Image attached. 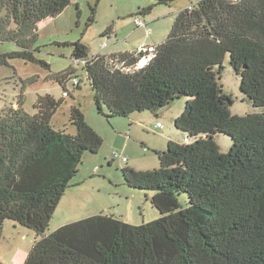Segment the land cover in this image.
Masks as SVG:
<instances>
[{"label":"trees","instance_id":"1","mask_svg":"<svg viewBox=\"0 0 264 264\" xmlns=\"http://www.w3.org/2000/svg\"><path fill=\"white\" fill-rule=\"evenodd\" d=\"M175 1L153 0L138 15ZM71 2L0 0V44L19 46L0 53V65L16 58L50 68L34 51L39 25ZM70 44L72 58L87 61L97 110L109 119L159 114L188 97L174 119L184 142L154 150L158 168H122L129 187L154 192L160 216L135 225L100 213L49 232L84 156L97 154L104 140L80 107L71 108L76 132L69 133L52 124L63 99L39 95L31 114L22 92L18 107L0 111V240L10 219L37 233L24 264H264V111L233 114L232 94L220 82L229 54L241 92L264 108V0H200L180 10L167 38L146 51L92 55L81 41ZM74 74L69 68L53 78L66 88ZM219 133L232 138L227 152Z\"/></svg>","mask_w":264,"mask_h":264},{"label":"rangeland","instance_id":"2","mask_svg":"<svg viewBox=\"0 0 264 264\" xmlns=\"http://www.w3.org/2000/svg\"><path fill=\"white\" fill-rule=\"evenodd\" d=\"M198 1L176 0L171 5H155L150 14L143 16L138 15L139 6H149L153 0H72L62 13L39 25L34 51L37 57L50 64V68L16 58H8L7 64L0 65V111L10 104L9 101L19 100L21 93L25 92L24 109L33 114L39 95L50 93L57 100L63 99L52 118L56 129L76 132L70 119L71 108L76 105L83 111L87 123L104 140L97 154L88 152L84 156L71 187L50 221L49 232L100 213L119 216L135 225L157 219L160 213L151 203L154 192L129 187L122 168L132 166L146 170L160 166L159 157L151 148L163 145L161 129L155 130V123L157 120L164 123L165 134L176 132L173 118L183 111L188 99L184 97L173 101L160 111L159 118L152 112H136L129 117L109 119L98 112L95 92L82 67L83 63L78 64L73 60L74 46L70 43L81 41L92 55L153 47L167 38L179 11ZM134 14L143 19L147 26H139ZM18 49L14 42L0 44V53ZM69 68L75 70L74 75L80 79V86H75L70 79L64 88L53 78L54 74ZM220 82L224 90L232 94L233 114L264 111L262 107L256 108L241 92V77L232 67L229 54L223 62ZM64 89L70 92L66 97L63 96ZM185 136L179 133V141L184 142ZM215 139L223 152L232 146V138L228 135L219 133ZM116 151L130 161L113 160ZM181 200L185 204L187 195L182 194ZM36 238L35 230L13 220H5L0 240V261L24 264Z\"/></svg>","mask_w":264,"mask_h":264},{"label":"built area","instance_id":"3","mask_svg":"<svg viewBox=\"0 0 264 264\" xmlns=\"http://www.w3.org/2000/svg\"><path fill=\"white\" fill-rule=\"evenodd\" d=\"M136 22H137V24L139 25V26H145L146 24H145V22L143 21V20H141V19H136ZM150 49H152V48H149V50ZM147 50V48L146 47H140V48H138V51H146ZM151 58V56H148V57H144L142 60H141V62H140V66H142V65H144L143 64V60H147V62L149 61V59ZM73 60L76 62V63H78V64H80V63H83V65L84 64H86V60H84V59H77V58H73ZM73 83H75V84H78V78H74L73 79ZM69 90H64L63 91V96H68L69 95ZM161 127H163V123L162 122H156L155 123V128H161ZM186 140H187V138H186ZM113 156H114V158L115 159H117V160H120V161H123V162H126L127 160H128V157L127 156H125V155H122L119 151H116L114 154H113Z\"/></svg>","mask_w":264,"mask_h":264},{"label":"crops","instance_id":"4","mask_svg":"<svg viewBox=\"0 0 264 264\" xmlns=\"http://www.w3.org/2000/svg\"><path fill=\"white\" fill-rule=\"evenodd\" d=\"M141 44H145L144 42H142ZM140 44V45H141ZM157 45V44H156ZM122 51H124V50H122ZM125 51H130V50H125ZM120 52V51H119ZM109 54H111V53H109ZM106 55H108V54H106ZM67 86V85H66ZM24 95H25V92H24ZM11 104H13V106L14 107H18V100L16 99L15 101H13V100H11V101H9ZM160 114H161V112L159 113V114H153V115H155V116H157L158 118H159V116H160ZM180 113H177L176 115H175V117L173 118V121H174V119L179 115ZM162 122V121H160V120H157L156 122ZM163 123V122H162ZM154 128H155V126H154ZM156 129H161V135H162V142L163 143H161V144H163V145H160V146H158V145H154V146H152L151 148L152 149H154V150H163V149H165L166 147H165V144H168V142L170 141V140H175V141H179V139H178V134L179 133H181L177 128V130H176V132H174V133H166L165 134V132H164V129H165V126H164V123H163V127H161V128H155V130ZM128 161H130V159H128ZM143 170V169H142ZM147 170V169H146Z\"/></svg>","mask_w":264,"mask_h":264},{"label":"water","instance_id":"5","mask_svg":"<svg viewBox=\"0 0 264 264\" xmlns=\"http://www.w3.org/2000/svg\"><path fill=\"white\" fill-rule=\"evenodd\" d=\"M147 63V60H143V64H146Z\"/></svg>","mask_w":264,"mask_h":264}]
</instances>
